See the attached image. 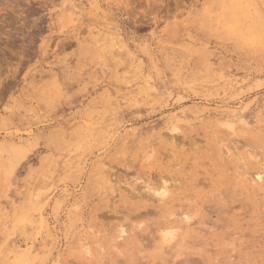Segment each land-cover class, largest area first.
<instances>
[{"label": "rangeland", "instance_id": "1", "mask_svg": "<svg viewBox=\"0 0 264 264\" xmlns=\"http://www.w3.org/2000/svg\"><path fill=\"white\" fill-rule=\"evenodd\" d=\"M261 35L264 0H0V264H264Z\"/></svg>", "mask_w": 264, "mask_h": 264}, {"label": "bare ground", "instance_id": "2", "mask_svg": "<svg viewBox=\"0 0 264 264\" xmlns=\"http://www.w3.org/2000/svg\"><path fill=\"white\" fill-rule=\"evenodd\" d=\"M95 2H96V0H95ZM74 8H76V7H74ZM107 37V36H106ZM108 38V37H107ZM113 38V37H112ZM98 40H101V39H98ZM109 49V48H108ZM107 50V49H106ZM120 50V49H119ZM115 53V55H116V51H114ZM104 55V54H103ZM104 56H106V55H104ZM107 57V56H106ZM109 60V59H108ZM226 126L228 127L229 126V128L230 127H232V125L230 124V123H226ZM178 129L177 128H173L171 131L173 132L172 134L173 135H175L174 133H176V131H177ZM172 134H170L171 136H172ZM236 146V145H235ZM233 147V146H232ZM234 151H236V150H234ZM249 152V151H248ZM237 153V152H236ZM235 153V154H236ZM252 155V154H251ZM239 156V155H238ZM249 178V177H248ZM263 179H264V172H256L255 174H254V178H253V182H255V183H261V182H264L263 181ZM252 181V180H251ZM137 188V187H136ZM125 190H127V188L125 189ZM152 190V189H151ZM167 188L166 187H164V188H162V189H156V190H154V194L158 197V199L160 198H164L166 195H167ZM136 195V194H135ZM132 198V197H131ZM123 233V232H122ZM169 235V234H168ZM25 253H27V251H25ZM24 255V254H23ZM27 260V259H26ZM26 264V263H25Z\"/></svg>", "mask_w": 264, "mask_h": 264}, {"label": "clouds", "instance_id": "3", "mask_svg": "<svg viewBox=\"0 0 264 264\" xmlns=\"http://www.w3.org/2000/svg\"><path fill=\"white\" fill-rule=\"evenodd\" d=\"M248 43L252 44L253 46H260L264 47V35H261L258 39L257 38H249L247 40Z\"/></svg>", "mask_w": 264, "mask_h": 264}]
</instances>
